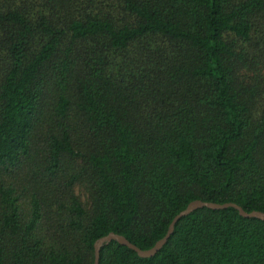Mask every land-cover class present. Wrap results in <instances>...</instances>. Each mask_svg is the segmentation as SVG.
Masks as SVG:
<instances>
[{
  "label": "trees",
  "instance_id": "obj_1",
  "mask_svg": "<svg viewBox=\"0 0 264 264\" xmlns=\"http://www.w3.org/2000/svg\"><path fill=\"white\" fill-rule=\"evenodd\" d=\"M196 200L264 213V0H0V264L148 250ZM100 264H264V221Z\"/></svg>",
  "mask_w": 264,
  "mask_h": 264
},
{
  "label": "water",
  "instance_id": "obj_2",
  "mask_svg": "<svg viewBox=\"0 0 264 264\" xmlns=\"http://www.w3.org/2000/svg\"><path fill=\"white\" fill-rule=\"evenodd\" d=\"M209 208L213 210H223L228 208H235L239 211L240 215L244 218H256L264 221V213L259 211H252L250 213L246 212L242 207L234 203H226V204H217L212 202H204L201 200H196L191 202L188 207L180 212L170 224L169 230L164 238L158 241L154 247L148 250H142L133 243H131L126 237L110 233L109 235L99 239L95 243V261L94 264H100V255L102 248L109 244L112 241H117L120 245L126 246L129 249L135 251L139 257L141 258H151L157 255V253L167 244L169 239L171 238L172 234L174 233L176 224L184 217L190 215L192 212L203 209Z\"/></svg>",
  "mask_w": 264,
  "mask_h": 264
}]
</instances>
